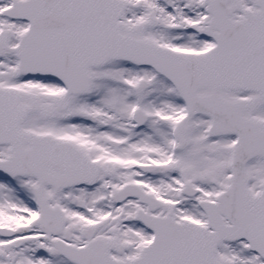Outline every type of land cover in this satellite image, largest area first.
<instances>
[{
	"label": "snow or ice",
	"instance_id": "6c2138e0",
	"mask_svg": "<svg viewBox=\"0 0 264 264\" xmlns=\"http://www.w3.org/2000/svg\"><path fill=\"white\" fill-rule=\"evenodd\" d=\"M0 264H264V0H0Z\"/></svg>",
	"mask_w": 264,
	"mask_h": 264
}]
</instances>
